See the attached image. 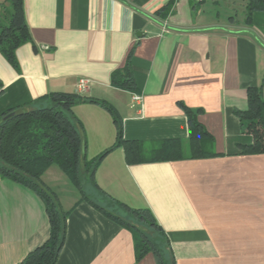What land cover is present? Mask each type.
Returning <instances> with one entry per match:
<instances>
[{"label":"crops","instance_id":"0c3cea01","mask_svg":"<svg viewBox=\"0 0 264 264\" xmlns=\"http://www.w3.org/2000/svg\"><path fill=\"white\" fill-rule=\"evenodd\" d=\"M4 0H0V6ZM248 0H23L30 40L16 51L17 67L0 53V116L53 92L108 102L122 137L150 151L181 143L188 155L192 111L213 138L216 156L129 165L122 148L96 169L98 187L130 208H147L168 237L175 264H264V154L238 112L247 91L264 100V11L247 19ZM41 47H46L43 49ZM134 91L114 88L111 73L126 62ZM88 80L85 90L77 89ZM141 97L132 103V95ZM73 113L83 126L86 157L116 138L111 116L95 104ZM42 182L67 213L56 264H157L136 259L131 232L86 202L55 165ZM41 199L0 178V264H19L49 236Z\"/></svg>","mask_w":264,"mask_h":264},{"label":"trees","instance_id":"16d2710c","mask_svg":"<svg viewBox=\"0 0 264 264\" xmlns=\"http://www.w3.org/2000/svg\"><path fill=\"white\" fill-rule=\"evenodd\" d=\"M255 10L264 11V0H248L247 19ZM24 19L23 0H4L0 6V53L12 67H17L16 51L29 42ZM110 84L117 89L134 91L135 83L127 61L122 69L111 73ZM259 88L247 91V109L238 112L242 133L252 143L242 148L246 155L264 154V100ZM82 104H95L111 116L116 129L114 143L88 159L83 126L73 113ZM188 119V155L183 156L181 143L166 141L154 144L150 151L143 145L126 141L116 110L108 102L76 93L53 92L30 101L25 106L5 111L0 116V178L30 189L43 205L49 222L48 239L29 252L19 264H56L65 240L67 213L56 194L41 180L45 169L59 167L80 195V202L91 204L106 217L132 234L135 258L153 254L157 264H175L171 246L164 230L147 208H130L102 191L94 178L104 157L122 148L127 164L156 163L179 159L216 156L213 138L197 121L196 115L182 107ZM18 116L4 119L13 111Z\"/></svg>","mask_w":264,"mask_h":264},{"label":"built area","instance_id":"2783aa9c","mask_svg":"<svg viewBox=\"0 0 264 264\" xmlns=\"http://www.w3.org/2000/svg\"><path fill=\"white\" fill-rule=\"evenodd\" d=\"M192 1L195 3H202L205 0H192ZM41 48L46 49V47H41ZM87 84H88V80L80 79L77 83L78 86L77 89L82 92V90L83 91L85 90ZM140 102H141V97L139 95H135V94L132 95V103L140 104Z\"/></svg>","mask_w":264,"mask_h":264},{"label":"water","instance_id":"95a60500","mask_svg":"<svg viewBox=\"0 0 264 264\" xmlns=\"http://www.w3.org/2000/svg\"><path fill=\"white\" fill-rule=\"evenodd\" d=\"M24 111L23 110H17V111H13L11 113H9L8 115H6L4 117V119H7V118H10L12 116H18V115H21Z\"/></svg>","mask_w":264,"mask_h":264}]
</instances>
